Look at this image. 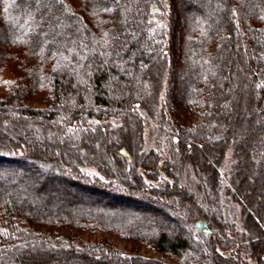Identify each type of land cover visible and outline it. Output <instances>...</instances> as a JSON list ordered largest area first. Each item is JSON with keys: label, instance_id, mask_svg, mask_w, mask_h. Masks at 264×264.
Masks as SVG:
<instances>
[{"label": "trees", "instance_id": "trees-1", "mask_svg": "<svg viewBox=\"0 0 264 264\" xmlns=\"http://www.w3.org/2000/svg\"><path fill=\"white\" fill-rule=\"evenodd\" d=\"M151 119L176 145L164 160L144 150ZM230 150L242 232L178 178L192 167L217 199ZM254 178L264 0H0V264H248L239 247L264 264Z\"/></svg>", "mask_w": 264, "mask_h": 264}, {"label": "rangeland", "instance_id": "rangeland-1", "mask_svg": "<svg viewBox=\"0 0 264 264\" xmlns=\"http://www.w3.org/2000/svg\"><path fill=\"white\" fill-rule=\"evenodd\" d=\"M182 23L183 22H181L179 25H181ZM165 96H166V87L164 88V90L160 96L159 108L164 104ZM167 127H171V126L167 125ZM36 129H38V131H40V138H43L44 135L41 136L44 133L43 127L37 126ZM171 136H172L171 131L170 132L168 130H165V131L162 130L161 131L159 125H157V123H156V120L154 121L151 119L150 122L147 124V127H146L145 132H144V150L145 151L155 150L156 152H158L161 155L162 159L164 160L165 158L168 157L170 152H172L174 149H176L175 148L176 145L171 143V140H172ZM174 141H177V139H175ZM204 157H205L206 162H209L210 160H212L210 158L209 154L208 155L204 154ZM232 163H233L232 152L230 150L226 154L224 162L220 168L222 189H221L217 199H215L214 197L209 198L208 193L206 191V185H205L204 181L202 180V178L200 177L202 173L200 174L199 172H195L192 169V167H190V166L184 167L183 170L181 171V173H179L178 178H179L181 185L184 186L185 188H187L190 192H192L195 195L200 206L203 207L204 210L209 215H218V216L222 217L223 220H225L229 223L235 224L236 229L239 230L240 232H242L243 227H242V211H241V208L238 204L231 201L229 199V197L226 195V192H224V190H223L225 185L227 184L228 175H229L230 169L232 167ZM113 167L118 172H120L118 164H116V163H115V165L113 164ZM82 170L86 174H88L92 177H102L101 174L94 167L84 166V167H82ZM125 172H126L127 176H130L131 167L130 168L126 167ZM142 172L143 171L139 170L140 174H142ZM160 177L162 178L160 183L159 182L158 183L151 182L146 177H143V178L149 185H155L156 184L159 186V185L164 184L167 181H170V179L164 173H161ZM256 183H257L256 179H255L254 183H252V181H250V182H248L247 187H249L255 191L256 199H257L260 194L264 193V188L263 187H257ZM152 215L156 216L157 218L164 217V214L160 213V212H152ZM101 236L96 235V234H92V235H88L86 239L90 240V241H98L101 239ZM103 237H105V236L103 235ZM114 244L118 247L123 248L126 252H129V250H130V246L123 241L115 239ZM238 249H239L238 251L242 252L243 256L246 257L248 264H256L254 260H252V259H250V257H248V254H246V250H244L243 247H239ZM146 255H148V254L146 253ZM151 255L154 257H157V258L161 256L160 254H157L155 252L151 253ZM34 263H35V259H33L29 262V264H34Z\"/></svg>", "mask_w": 264, "mask_h": 264}, {"label": "snow or ice", "instance_id": "snow-or-ice-1", "mask_svg": "<svg viewBox=\"0 0 264 264\" xmlns=\"http://www.w3.org/2000/svg\"><path fill=\"white\" fill-rule=\"evenodd\" d=\"M5 2H7V0H5ZM61 2H62V0H61ZM4 11H5V12H7V11H8V9H7V8H5V9H4ZM105 11H108V9H105Z\"/></svg>", "mask_w": 264, "mask_h": 264}]
</instances>
